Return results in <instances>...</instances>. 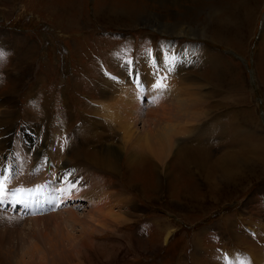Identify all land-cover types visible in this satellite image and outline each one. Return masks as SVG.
Instances as JSON below:
<instances>
[{
    "label": "rangeland",
    "instance_id": "rangeland-1",
    "mask_svg": "<svg viewBox=\"0 0 264 264\" xmlns=\"http://www.w3.org/2000/svg\"><path fill=\"white\" fill-rule=\"evenodd\" d=\"M97 1L0 0V169L5 173L0 172L8 175L11 190L28 192L49 184L45 160L40 155L35 163L34 155L40 136L51 141L59 122V136L63 130L68 135L76 130L67 157L85 150L92 155L111 152L118 163L111 173L94 170L97 182L117 198L111 203L116 218L105 229L89 219L82 222L94 211L90 200L77 197L56 208L59 185L57 190L45 185L46 191L55 189L52 197L44 196L46 191L40 196L41 203L47 199L46 211L0 209V264H257L264 259V0H135L147 4L141 19L114 24L98 17ZM174 25L185 33L175 34ZM190 27L194 31L186 35ZM87 30L90 34L84 36ZM166 41L187 59L182 97L199 92L197 109L202 113L196 123L200 129L180 139L158 176L153 168L135 171L133 161L138 159L125 156L116 136L94 137L77 127L86 113L91 116L87 109L93 99L127 97L129 93L116 92L111 79L129 85L128 74L138 90L148 87L150 80L140 82L138 57L161 49ZM192 45L196 48L189 53ZM205 46L214 59L230 60L217 81L201 76L213 65L211 58L205 62L201 57ZM122 68L125 72L120 73ZM165 68L155 70L153 82L166 87L173 77ZM108 80L113 88L105 83ZM76 85L81 92L70 116L61 101L71 103ZM86 88L92 90L90 95L84 93ZM148 100L144 96L143 104ZM60 111L65 115L59 116ZM200 149L208 153V169L186 175L176 153L193 157ZM8 152L12 158L4 159ZM226 156L231 173L225 179L218 163ZM62 160L57 169L64 166L70 176L88 181L86 174L73 172L71 160ZM125 162L130 163L129 173ZM46 174L51 176V169ZM132 181L141 188H131Z\"/></svg>",
    "mask_w": 264,
    "mask_h": 264
},
{
    "label": "bare ground",
    "instance_id": "bare-ground-1",
    "mask_svg": "<svg viewBox=\"0 0 264 264\" xmlns=\"http://www.w3.org/2000/svg\"><path fill=\"white\" fill-rule=\"evenodd\" d=\"M110 1L115 2V4L111 3L110 5ZM161 1H166V0H161ZM180 1L181 0H167V2H171V3L173 2L176 4H178ZM221 2L224 4L226 3L225 0H221ZM146 5L147 4H145L143 1L136 2L135 0H101V2L97 1L96 10H97L98 17L106 18V21H108V23H113V20L117 21L118 23H129L130 21L133 23L141 19V14L146 9ZM135 10H137L138 12H136ZM73 18L76 20L75 16ZM219 20L221 19L219 18ZM106 23L107 22H105L104 24ZM165 25H167V23ZM173 28H174L173 32L175 34L185 33L183 32V28L180 27L179 25H174ZM216 30L221 33L222 29L217 28ZM190 31H194L192 27H190L189 32L186 33V35H190L191 34ZM86 34L88 35L90 34L88 30L86 31L84 36H86ZM83 41H85L84 37H83ZM86 43H88V40H86ZM174 43L176 44V42ZM115 45L116 44H114V46ZM192 46H189V53H192L194 49L196 48V46L194 45ZM171 47H172L171 41L170 42L166 41V44H163L161 49H158L157 51L155 49H150L147 52H144V54L141 53L140 56L138 57L139 62L137 61L138 64L137 63L136 64L140 68L139 70L141 71L143 70L141 73H139L141 76H143L140 82H142L143 79L145 82L146 80L147 81L150 80L149 81L150 83H148L149 84L148 87L143 86L144 87L143 91L138 90L137 85H136L137 88H135L134 85L131 84V80L127 73H126L128 77L127 79L129 80L127 82L130 83L129 85L125 83L124 79L118 82L113 81L111 79V81L114 82V83L112 82L111 83L116 86V89H117L116 92L123 91L125 93H129L127 97L119 96L116 99L114 94H111L112 97H109L106 95V97H101L103 99L99 98L98 101H94V99L93 100L91 99L92 101H90L88 104V108L90 109H87V111L89 110L88 113H91V116H89L88 114L89 116L88 118L87 113H86L84 115L85 118H83V122L81 121L82 124L78 125L77 127L81 129H84L85 127L86 134L91 135V136L93 135L94 137L98 136L100 138H103L104 134L106 138L116 136L117 138H119L118 141L122 145V149L125 153V156H127V158L129 157L130 160L138 159V160L133 161L137 165V170L135 169V171H144L147 168L148 169L153 168L154 171L158 173V176L164 173L161 167L163 168V165L167 161L166 155H169V152L174 153L173 148L174 147L176 148L178 144H180L179 142L184 138V136H188L191 133H195L197 131L199 127H197L196 123L199 121L200 113H202V111L200 112L197 109L198 104L202 101V100L200 101V99L198 98V95H200L199 92L192 91L188 96L186 95L187 97L185 98L182 97L184 89H185L184 87H186L183 84V74H184L183 68L185 66V62L187 59L185 60V58L181 57L178 51L176 50L172 51ZM207 47L208 46L201 47V50H200V52H202L201 57L204 59L205 62H210L209 58H211L213 65L210 63L208 65L209 69L203 70L204 73H202L201 76L204 80L208 78H213L215 81H217V79H219L221 69L223 70L224 74L226 73L224 68L226 66L228 67L226 63L229 64L230 60L228 58H222L219 61L216 58L214 59V57L212 56L214 54L210 53L211 49L208 50ZM166 50L168 53L166 52ZM108 51L109 53H107ZM108 51H106L107 55L105 53L106 56H110V50ZM174 52H176L175 56H174ZM154 54L156 55L155 58H153L155 56ZM123 56L126 57L125 55ZM186 57L188 58V60L191 59L190 56L186 55ZM118 60H120V58ZM132 63H133L132 67L133 65L135 67V61H133ZM223 64H225L226 66ZM163 67H166L167 69L171 71L170 72L171 74H169L168 73L169 70H167L168 71L167 74L172 75L173 79L167 76V79L169 77L170 80L172 79L171 80L172 82L169 81L170 83L168 82L169 84H167V86L164 88H157L155 86L156 83H154L155 81L153 82L154 77H155L154 75H157L154 72L155 70L157 69L159 70V68H163ZM123 69L124 68L120 69V73L122 72ZM127 69H125L126 72H127ZM162 71L163 70H161V72ZM159 75L161 76V73ZM179 77L180 79H178ZM20 79L21 78H19V80ZM136 79L139 81V78H136ZM160 80L162 81V79H159V81ZM20 81H22V79ZM105 83L108 86L112 87L109 80L105 81ZM99 85H103L102 80L97 84V89ZM78 86L79 85H76V87L73 88V90L71 91L73 95L70 97V101H71L70 104H66L65 100L61 101V108H63V110H65L66 112L70 111V116L72 114V109L77 104V101H78L77 97L81 92ZM187 86L189 88V85ZM91 91H92L91 89L86 88V91L84 93H87L88 95H90ZM102 91L101 93H104V90ZM144 96L148 97L149 99L148 103L146 104H143ZM46 100H48V98H46ZM84 107L87 108L86 105H84ZM62 115H65L64 111H60L59 116H62ZM86 123H88L89 128L85 126ZM66 125L70 126V124L68 123H66ZM66 125L65 127H67ZM54 127L55 128L60 127L59 122H58V125H54ZM55 128H54L55 131L52 132V135L54 136V138H50L51 141L47 140L46 136L43 138L42 136H40V138L38 139L39 150H37L34 155L35 163H38L37 160L39 159L40 155H42L41 159H44L45 163L47 164V167L44 172V176L49 177V180H48L49 184L46 182L43 185H46L45 187L53 186L54 188H56V190H57V186L59 185V192H62V194L59 195L60 199H57V196H56V200L57 202H59V204L62 202L61 197L63 199L62 203L64 202L66 203L70 199H74V198L76 199L77 197L78 198H81V197L88 198V200H90V202L93 204L94 211H92L91 214L87 216V218L85 217L81 221L87 222L89 219L91 220V222L92 221L97 222V224H99L105 229L107 225H112V223L114 222L113 218H116L117 214L113 212V205L111 203L112 201L117 200V198L114 197V193H107L106 192L107 188L103 187L99 182H97L94 170H96V168L98 167L100 170H103L104 172L111 173L113 171H116L117 169L116 165L118 163L116 162L114 158L111 157V152H109V154L99 153L96 155L94 153V155H92L85 150V151H81L80 154H75L74 157H71V158L69 156L67 157L66 155L67 148L68 147L70 148V146L72 145V142L76 137L75 136L76 130L74 129L73 131V128L71 127L72 129L69 131L70 133L69 135L67 132H64L63 130V132L61 131L62 135L59 136L57 135L59 130ZM59 137H62V138H59ZM42 141H44V147H42V144H43ZM6 144L8 143H5L4 145ZM48 146H50V149L46 151V149H48ZM44 154H46V157H44ZM88 154L95 156V157H92ZM176 154L178 156L177 158L179 159L180 166L182 170L184 171V173H186V175L195 174L198 172L200 168H203L204 166L205 168L203 169H208L207 161L209 157H208V153H206V149H200L199 152L192 155L193 157H189V156H186L187 158L183 157L181 155L180 150ZM12 156L13 155L8 152L5 154L4 159H7V158L11 159ZM65 157L67 158V161H69V163L71 160L73 172L75 171L76 173L86 174V178L88 179L86 183L82 178L77 179L76 177H72V175L70 176L71 172H67V171L65 172L64 166H61L60 169L56 168V163L63 161L62 159H65ZM221 160L222 162L218 163L219 166L221 167L219 171H221L223 177L226 176L225 179L229 178V174L231 173V171H229V168H228L229 162H228L227 156L225 158L224 157L221 158ZM78 161H84L85 163L82 164V163H79ZM192 161H194V164H192ZM212 164H214L213 161H212ZM125 165L126 166L130 165V163L125 162ZM237 165L238 163L236 164L235 167H237ZM2 166L0 165V168ZM11 166L13 169V165ZM49 169H51V176H47L46 174L47 170ZM0 171H2V169H0ZM129 172H130V168L127 166L126 173H129ZM41 173L42 171L40 172V175H43ZM136 174L138 175V173ZM129 177L130 176H128L127 178ZM71 178H74V180L72 179V181H69V179ZM131 185H132L131 188L135 186L140 187L139 185H136L134 181L131 182ZM8 186L9 188L7 187L5 188V186L3 185V193L5 195V197L3 198V203H8L10 208H13V206L16 205L17 203L16 201L18 199H14L13 195L10 193V192H13V190H11V188L13 189L12 187L13 185L8 183ZM54 188H51V189L49 188L46 192L43 193L44 196L52 194L51 195L52 197L55 191ZM60 188L62 189L60 190ZM71 188H74L75 193H70ZM45 201H47V199H44L42 203H45ZM74 206L76 207L77 204ZM48 208H49V205L47 203V208L45 209V211ZM0 209L9 211V209H6V208L5 209L0 208ZM15 209L16 211L13 213L20 212L23 214H27L22 211L21 205ZM42 212H44V210ZM262 261H264V259L260 261L257 260L256 263L261 264Z\"/></svg>",
    "mask_w": 264,
    "mask_h": 264
},
{
    "label": "snow or ice",
    "instance_id": "snow-or-ice-1",
    "mask_svg": "<svg viewBox=\"0 0 264 264\" xmlns=\"http://www.w3.org/2000/svg\"><path fill=\"white\" fill-rule=\"evenodd\" d=\"M4 53L2 51H0V59H3ZM157 88H161V87H165V85L161 84V83H157L155 85ZM19 191V189L17 190H13L12 195L15 196ZM3 202V185L0 184V203ZM245 264H250V261H246Z\"/></svg>",
    "mask_w": 264,
    "mask_h": 264
}]
</instances>
